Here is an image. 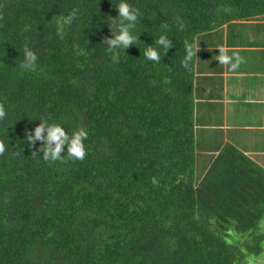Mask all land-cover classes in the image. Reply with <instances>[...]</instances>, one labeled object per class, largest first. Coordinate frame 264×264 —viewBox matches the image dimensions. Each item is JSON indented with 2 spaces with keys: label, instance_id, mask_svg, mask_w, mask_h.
<instances>
[{
  "label": "trees",
  "instance_id": "trees-1",
  "mask_svg": "<svg viewBox=\"0 0 264 264\" xmlns=\"http://www.w3.org/2000/svg\"><path fill=\"white\" fill-rule=\"evenodd\" d=\"M118 2L0 0V264L260 257L264 169L231 145L196 152L194 81L196 38L264 16V0H128L140 15L117 55L104 41ZM25 47L32 70L20 66ZM42 120L83 129L85 157L65 147L45 161L43 142L27 139Z\"/></svg>",
  "mask_w": 264,
  "mask_h": 264
},
{
  "label": "crops",
  "instance_id": "crops-1",
  "mask_svg": "<svg viewBox=\"0 0 264 264\" xmlns=\"http://www.w3.org/2000/svg\"><path fill=\"white\" fill-rule=\"evenodd\" d=\"M195 43L196 152L218 155L231 145L264 168V16L232 22ZM219 48L242 58L236 69L215 60Z\"/></svg>",
  "mask_w": 264,
  "mask_h": 264
},
{
  "label": "clouds",
  "instance_id": "clouds-1",
  "mask_svg": "<svg viewBox=\"0 0 264 264\" xmlns=\"http://www.w3.org/2000/svg\"><path fill=\"white\" fill-rule=\"evenodd\" d=\"M118 17L113 19L110 27L113 32L114 38H109L104 41L107 45V51L110 53H116L117 55L121 50H126L130 45H133V35L132 30L136 26L138 16L140 15L139 9L134 8L128 0H119L115 6ZM71 21V16H69L65 23ZM156 43L161 46V48H169L171 42L165 37L161 36ZM194 46L189 43H185V66L187 62L191 60L194 55ZM160 48H153L148 46L145 49L144 56L149 61H158L160 59ZM219 55H216V61L219 64L229 65L230 69H236L242 62V58L237 54L229 56L225 53L223 48H219ZM38 56L35 51L28 47L24 48L23 63L21 67L27 69H34L37 63ZM3 112L0 111V116ZM30 143H35L36 141H42L44 144V160L45 161H56L61 159V151L66 147L67 156L75 159H83L85 157V149L83 141L86 139V132L83 129L71 132L69 136L68 132L65 131L61 124L56 122H48L47 120H42L37 127H35L34 132L27 137ZM3 145H0V152H2ZM155 183V179H153Z\"/></svg>",
  "mask_w": 264,
  "mask_h": 264
},
{
  "label": "rangeland",
  "instance_id": "rangeland-1",
  "mask_svg": "<svg viewBox=\"0 0 264 264\" xmlns=\"http://www.w3.org/2000/svg\"><path fill=\"white\" fill-rule=\"evenodd\" d=\"M258 156H264V155H258ZM253 161H255V160H253ZM255 162L259 163V161H257V160ZM260 167H262V166H260ZM261 224L262 223H260V227H261ZM231 234L232 235L234 234V236L231 237V242L234 243L235 246H239V248H242V244L245 242L246 237L244 235L242 236V235H238V234L235 236V233H232V232H231ZM241 264H264V252L260 257H251V256L246 257Z\"/></svg>",
  "mask_w": 264,
  "mask_h": 264
}]
</instances>
